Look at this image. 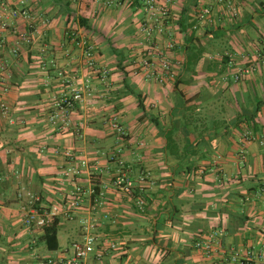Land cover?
<instances>
[{
	"label": "crops",
	"instance_id": "crops-1",
	"mask_svg": "<svg viewBox=\"0 0 264 264\" xmlns=\"http://www.w3.org/2000/svg\"><path fill=\"white\" fill-rule=\"evenodd\" d=\"M25 1L39 19L18 20L0 33L8 106L0 117V264L71 259L84 220L92 224L90 234L116 244L85 264H211L217 258L232 264L227 260L237 250H252L250 264H264V146L258 144L264 142V0H239L234 19L195 29L194 9L210 0H174L162 39L172 42L167 55L181 67L164 86L132 74L135 52L145 45L136 32L139 2ZM20 31L29 42L13 57ZM73 32L91 44L97 71L84 66ZM245 66L251 72L234 81ZM81 84L89 86L82 101L56 107ZM54 113L67 117L65 128L48 123ZM245 131L250 143L242 140ZM54 149L86 157L95 170L93 195L84 196L70 219L58 220V248L49 252L41 231L22 225L25 205L17 194L30 191L51 205L71 189L60 176L67 160L53 156ZM119 172L132 179L134 197L110 186ZM79 180L86 186L85 175ZM215 232L214 251L205 256L194 243Z\"/></svg>",
	"mask_w": 264,
	"mask_h": 264
},
{
	"label": "built area",
	"instance_id": "built-area-1",
	"mask_svg": "<svg viewBox=\"0 0 264 264\" xmlns=\"http://www.w3.org/2000/svg\"><path fill=\"white\" fill-rule=\"evenodd\" d=\"M130 2H139L142 10V19L138 23L136 32L144 39L145 45L135 52L133 60L132 74L140 76L143 82H152L154 84L164 86L176 75L181 67V61L171 59L167 54L173 49V44L169 40H163L162 37L169 35L168 23L170 18V7L174 0H127ZM237 1L239 0H210L205 5H199L194 9V19L197 26L213 27L216 22L227 19L232 20L238 14ZM40 15L33 12L26 4L25 0H16L11 3L9 1H0V33L7 31L13 27L16 21H26L31 25V21L35 18L39 19ZM14 29V28H13ZM25 32H16L15 42L10 48V54L16 57L21 48L20 45L28 43L29 39ZM4 38L0 35V47L4 45ZM71 41L76 49L79 50L84 66L87 69L97 71L94 61L93 49L90 43L81 36H77L74 32L71 34ZM256 54L259 51H255ZM264 55V51H263ZM44 63L40 65V70H45ZM252 70V66H245L238 69L233 80L238 81L242 76L248 75ZM101 75L104 70H99ZM88 84H81L70 90L69 96L62 94L56 107L62 109L71 108L73 103L83 100L84 95H88ZM7 86L4 83L3 77L0 75V117L8 113V106L5 101ZM48 123L55 126L58 122L62 123V128L68 124L67 117L54 113L47 119ZM110 127L118 135L123 136L124 132L120 126L114 121L110 122ZM242 140L245 143H250L253 140L250 131H245L242 134ZM259 146H264V142L260 141ZM51 154L55 157L66 159L65 165L60 169L62 181L72 183L71 189L63 195L59 203L44 205L38 195L30 191H20L17 197L23 200L25 209L22 217V225L26 229L40 230L47 223L53 220H67L71 218V214L80 208L83 203L84 196L91 197L93 188L90 183V161L86 157L75 158L72 152L68 149H54ZM243 159V154L239 156ZM112 159V157H111ZM264 159V153H263ZM85 175L87 179L86 186L79 183V179ZM140 180H142L140 178ZM110 186L113 189L120 191L127 197H133L134 183L132 179L125 173L119 172L114 175L110 181ZM139 204V201L137 202ZM92 224L84 220L82 229L84 231L80 242L72 244L73 255L71 259H63L57 257L56 260L47 258L40 264H85L86 261L93 257L96 260L102 258L107 250L116 249V244L110 241H102L98 237L90 234ZM220 232H215L213 235H207L203 240L196 241L194 247L200 250L205 256H210L214 251L216 237ZM255 253L252 250H237L230 254L227 262L232 264H250ZM261 259L264 260V253L261 254ZM211 264H224L220 259H213Z\"/></svg>",
	"mask_w": 264,
	"mask_h": 264
},
{
	"label": "trees",
	"instance_id": "trees-1",
	"mask_svg": "<svg viewBox=\"0 0 264 264\" xmlns=\"http://www.w3.org/2000/svg\"><path fill=\"white\" fill-rule=\"evenodd\" d=\"M183 22L185 21H182V23L180 22L179 26H182ZM78 23L83 24L82 19H79ZM182 31H184V29H182ZM190 36L191 35L188 36V39L192 40V37ZM195 55L196 54L194 53V56ZM133 197H134V194H133ZM57 226H58V220L56 219V220H53L47 223L44 227L40 229L41 235L39 237V240L44 244L46 250L49 252H54L58 248V243H57V238H56Z\"/></svg>",
	"mask_w": 264,
	"mask_h": 264
},
{
	"label": "rangeland",
	"instance_id": "rangeland-1",
	"mask_svg": "<svg viewBox=\"0 0 264 264\" xmlns=\"http://www.w3.org/2000/svg\"><path fill=\"white\" fill-rule=\"evenodd\" d=\"M72 225H73L74 227H76V229L79 231V223H78L77 220H76V221L73 220V221H72ZM76 236H77V234H76ZM73 238H75V237H73ZM80 241H81V240H80ZM80 241H79V242H80ZM66 244H67V243H66ZM59 245H60V247H61V246H64L65 244H63L62 241H61ZM68 246H69V245H68ZM69 253H72V255H73V249H72V248H71V249L69 248Z\"/></svg>",
	"mask_w": 264,
	"mask_h": 264
}]
</instances>
